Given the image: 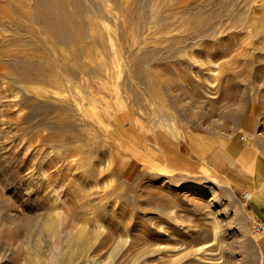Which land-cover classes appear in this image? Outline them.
<instances>
[{"label": "rangeland", "instance_id": "374dc122", "mask_svg": "<svg viewBox=\"0 0 264 264\" xmlns=\"http://www.w3.org/2000/svg\"><path fill=\"white\" fill-rule=\"evenodd\" d=\"M262 162L264 0H0V264H264Z\"/></svg>", "mask_w": 264, "mask_h": 264}, {"label": "crops", "instance_id": "0c3cea01", "mask_svg": "<svg viewBox=\"0 0 264 264\" xmlns=\"http://www.w3.org/2000/svg\"><path fill=\"white\" fill-rule=\"evenodd\" d=\"M245 158V153L240 150L238 142L232 141L226 145H216L207 156V161L213 168L233 171ZM239 178H235V183L248 200L255 220L264 224V163H260V168L254 171L251 177L239 174ZM259 240L263 248L264 263V232L260 234Z\"/></svg>", "mask_w": 264, "mask_h": 264}, {"label": "built area", "instance_id": "2783aa9c", "mask_svg": "<svg viewBox=\"0 0 264 264\" xmlns=\"http://www.w3.org/2000/svg\"><path fill=\"white\" fill-rule=\"evenodd\" d=\"M253 228L258 233H263L264 232V224L261 223V222H255L254 225H253Z\"/></svg>", "mask_w": 264, "mask_h": 264}, {"label": "bare ground", "instance_id": "6f19581e", "mask_svg": "<svg viewBox=\"0 0 264 264\" xmlns=\"http://www.w3.org/2000/svg\"><path fill=\"white\" fill-rule=\"evenodd\" d=\"M218 143V142H217Z\"/></svg>", "mask_w": 264, "mask_h": 264}]
</instances>
